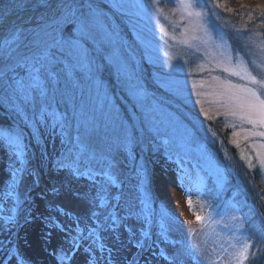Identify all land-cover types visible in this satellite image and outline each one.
<instances>
[{
    "label": "snow or ice",
    "instance_id": "1",
    "mask_svg": "<svg viewBox=\"0 0 264 264\" xmlns=\"http://www.w3.org/2000/svg\"><path fill=\"white\" fill-rule=\"evenodd\" d=\"M160 4L161 0H150L149 3L142 0H113L112 8L128 17L129 24L135 28L145 16L158 22L159 14L163 12ZM39 6L51 7L47 2ZM222 7L219 0H178L173 15L177 12L181 14L179 24L184 25L180 32V36L184 37L182 43L205 61L197 66L198 70L207 71L211 76L207 82L210 91H197L196 95L210 96L209 103L215 106V111L205 108L204 100L197 99L200 112L208 121L219 116L231 119L233 122L227 125L233 129L230 142L239 148L242 134L245 142L253 137L264 140V62L258 64L253 59L257 52L253 50L251 37L248 43L240 47L229 44L226 22H215L222 19L216 12V8ZM179 24L176 26L179 27ZM260 26L264 27V19ZM163 31L167 37V30ZM232 31L236 35L231 38L236 40L240 39L241 31L252 32L251 29L242 30L234 26ZM138 38L141 39L144 55L151 59L152 40L142 34H138ZM259 52L264 53V46L259 48ZM187 63L184 61V64ZM136 68L117 27L92 0H80L79 3L77 0H63L54 14L32 21L31 27L12 29L0 38V107L19 121L6 129L0 128V147L8 154L7 167L12 178L5 195L13 198L12 214L4 215L0 230H6L11 237L18 227L15 210L22 203H28V197L24 201L20 199L18 181L22 175L30 174L27 165L31 161L33 142L41 147L42 132L48 130L61 137L68 136L74 123L76 135L74 138L68 137L72 147L62 158L55 160L53 166L69 172L75 178L83 177L91 182L93 194L89 197V203L93 210L88 217L90 225L79 217L67 228L59 225L65 232L67 246L53 250L58 264H66L73 259L81 247L80 241L87 238H94L86 249L94 264H114L115 250L100 242L99 233L102 231L112 233L119 240L118 231L121 227L125 228L129 233V242H134L141 254H148L143 264H148L149 256L156 255L153 251L155 241L150 240L153 226H158L156 235L162 243L168 242L169 233L173 231L187 233L184 222L177 223L178 217L176 220L170 219L163 209L158 215L155 213L152 197L143 185L146 169L143 163H137L134 149H187L196 142L198 129L193 124L191 130L180 132L178 139L175 132L172 135L162 133L163 126L175 129V125L170 119L162 120L157 115L159 109L149 101ZM177 69L183 70V66L177 64ZM106 71L115 76L126 93L131 105V112L126 116H121L113 102L104 79ZM214 72L218 74L211 75ZM179 83L171 82L172 86ZM204 83H193V88H203ZM61 105L64 106L63 110ZM100 127L111 133L103 149L94 148L90 143L91 136ZM209 132L212 142L216 143V133L211 129ZM162 136L166 138L161 143ZM149 137L151 139L146 145L145 140ZM251 148L255 150L260 167L264 168V143L258 146L252 143ZM197 150L219 184L223 171L215 156L207 152L203 145ZM122 154H126L133 171L141 177L138 186L142 189L140 206H129L124 214H121L120 198L112 195L111 191L113 188L119 190L115 173L121 171ZM244 158L251 169L252 157ZM199 183H203V180H199ZM185 194L189 195L188 206L191 207V193ZM207 194L211 195L210 192ZM59 211L63 213L62 209ZM134 211L138 220L142 217V235L139 239L127 227ZM237 211L232 207L218 212L220 219H215L211 212L208 217L194 213L197 223L205 228L211 227L215 246L210 249L202 247L205 241L193 244L185 235L184 239L174 242L179 244V250L167 257L171 264H179L181 257L193 255L198 258L199 264H245L250 256L255 264L257 254H264V229L254 232L255 245L250 243L253 237L247 236V233L251 227H246L245 217L238 215ZM57 226L49 218V227ZM7 244V253L15 254L12 240L8 239ZM97 244L98 248L93 247ZM3 247L0 245V248ZM132 264H140L139 258L134 259Z\"/></svg>",
    "mask_w": 264,
    "mask_h": 264
},
{
    "label": "rangeland",
    "instance_id": "2",
    "mask_svg": "<svg viewBox=\"0 0 264 264\" xmlns=\"http://www.w3.org/2000/svg\"><path fill=\"white\" fill-rule=\"evenodd\" d=\"M36 1L10 0L8 10L27 7ZM79 2L80 0H77V3ZM92 2L99 6L117 27L132 63L137 66L136 70L141 76V83L148 93L149 101L159 109L157 115L162 120L170 119L175 125V129L165 125L161 128V132H167L169 135L175 132L178 139L180 132L184 129L191 130L193 124L198 129L196 142L187 149L177 151L166 150L165 147H148L143 151L140 148L134 149L137 163H143L146 169L142 178L143 185L152 197L155 213L158 215L163 209L170 219L176 220L178 217L177 223L183 221L187 230L186 234L181 230L169 233L168 242L162 243L156 235L159 231L158 226H153L150 230V240L155 241L153 251L156 255L148 257V264H171L167 257L175 255L179 250V244L174 242L184 239L185 235L193 244L205 241L202 247L210 249L215 246L211 227L205 228L197 223L194 213L208 217L211 212L215 219H220L218 212L234 207L238 210V215L247 216L246 227H251L252 231H249L247 236H252L250 243L255 244L256 236H253V233L264 229V168L260 167L251 144L255 143L258 146L264 143V140L253 137L245 142L242 134L240 147L237 148L230 142L233 129L227 125L233 122L231 119L219 116L213 121H208L203 117L200 112L201 106L196 103L197 99L204 100V107L209 108L210 111L214 112L215 106L209 103L210 96L197 97L196 92L210 91L207 82L211 80V76L207 71L198 70L197 66L205 61L194 55L192 50L182 43L184 37L180 36V32L183 31L184 25L179 24L181 14L177 12L173 15L178 0H161L160 7L163 12L159 14V21L149 20L145 16L135 28L129 24L128 17L112 8L113 0H92ZM142 2L149 3L150 0H142ZM219 3L223 7L216 8V12L222 19L215 22L217 24L226 22L228 26L226 31L230 37L229 44L240 47L243 43H248L251 37L254 41L253 50L257 52L253 59L258 64L264 62V53L259 52V48L264 46V27L260 26L261 20L264 19V0H219ZM5 5L6 3L2 4ZM43 15L37 14L34 20H39ZM177 24L179 27L176 26ZM233 26L242 30L251 29L252 32L250 34L241 31L239 40L232 39L231 37L236 35L232 31ZM162 29L167 30V37L164 36ZM138 34L152 40L151 59L144 55ZM173 36L174 40L171 39ZM184 61L188 63L184 64ZM177 64L182 65L183 70H178ZM217 74L214 72L211 75ZM104 79L121 116H126L131 112V105L125 91L111 73L106 71ZM172 81L180 83L178 86H172ZM202 82H205L203 88H193V83L200 85ZM60 108L63 110L64 106L61 105ZM3 114L11 119L10 113L3 111ZM15 124L16 122L13 123ZM209 129L216 133V143L212 142ZM75 135L73 123L68 136L61 137L48 130L42 132L41 147H37L33 142L31 161L27 165L30 174L22 175L18 181L20 199L24 201L28 197V203H22L16 208L18 227L11 237L6 230H0V245L5 246L0 248V264H58L52 254L53 250L67 246L65 232L59 225L67 228L73 225L77 217L91 224L88 220L93 210L89 203V197L93 194L91 182L83 177L75 178L69 172L57 170L53 166L54 161L62 158L72 147L68 137L74 138ZM108 135L111 133L107 129L98 128L91 136V145L103 149ZM164 138L166 137H161V143ZM150 139L151 137L145 140L146 145ZM200 145L215 156L223 171V178L219 184L216 175L209 171L206 161L200 157V152L197 150ZM249 155L252 157L251 169L248 168V162L244 158ZM120 160L121 171L115 173L119 190L113 188L111 191L112 195L120 198V210L121 214H124L129 206H140L142 189L138 186L141 177L133 171V165L127 161L126 154H122ZM8 163V154L3 147H0V221L5 214H12L13 208V198L5 195L7 186L12 183ZM201 179L203 183H199ZM189 182L192 183L191 189L187 188ZM249 187L255 196L249 193ZM170 192H173L174 197L169 196ZM186 192L191 193V207L188 206L189 195H186ZM209 192L211 195L207 194ZM241 208L246 209V215L241 212ZM59 209H62L63 213ZM25 216L28 217L27 221ZM49 218H52L58 226L49 227ZM140 220L142 217L138 220L134 211L127 222V227L136 233L137 239L142 235ZM99 235L100 242L115 250L114 264H132L136 258H139L140 264H143L144 257L148 255L141 254L134 246V242H129V233L123 227L118 231L119 240L110 232L102 231ZM8 239L13 242L15 254L7 253ZM93 239L81 240L80 249L66 264H94L86 250ZM93 247L98 248V244ZM37 249L40 250L39 255L36 253ZM179 264H199V261L195 255L183 256ZM245 264H253L251 256ZM255 264H264V254H257Z\"/></svg>",
    "mask_w": 264,
    "mask_h": 264
},
{
    "label": "bare ground",
    "instance_id": "3",
    "mask_svg": "<svg viewBox=\"0 0 264 264\" xmlns=\"http://www.w3.org/2000/svg\"><path fill=\"white\" fill-rule=\"evenodd\" d=\"M47 3L49 5H51V8H53L56 5V0H50ZM35 5H36V3L31 4V6H29L30 10L25 9L22 12H21V10L13 11V13L8 18L2 19L0 24L5 23L6 26H10V25H12V26H18V25L29 26V24H31V22H32L29 19H32L34 21V17L38 11H42V12L46 13L50 9V7L43 8L40 6H38L36 8ZM34 6L36 9L34 8ZM51 12H53V11H50V13ZM12 26L7 28V30L11 29ZM191 184H192L191 182L188 183V186H187L188 189L192 188ZM169 196L174 197L173 192H170ZM37 242L38 241H36V245H38ZM36 253H37V255H39L40 250L37 249Z\"/></svg>",
    "mask_w": 264,
    "mask_h": 264
},
{
    "label": "trees",
    "instance_id": "4",
    "mask_svg": "<svg viewBox=\"0 0 264 264\" xmlns=\"http://www.w3.org/2000/svg\"><path fill=\"white\" fill-rule=\"evenodd\" d=\"M3 111H5V109L3 107H0V127H2V128H8L9 126H14L13 125L14 121L17 122V123L19 122V121H17L14 118V116L10 112H8V113L11 114V119L7 115L3 114ZM5 112H7V111H5ZM248 190H249V193H251L252 195L255 196L254 192L252 191V189H250V187H249ZM241 212L246 215V212L247 211H246L245 208H241ZM245 217H247V216H245ZM247 221H248V225H249V220L247 219Z\"/></svg>",
    "mask_w": 264,
    "mask_h": 264
},
{
    "label": "water",
    "instance_id": "5",
    "mask_svg": "<svg viewBox=\"0 0 264 264\" xmlns=\"http://www.w3.org/2000/svg\"><path fill=\"white\" fill-rule=\"evenodd\" d=\"M50 1V0H49ZM35 8V7H34ZM37 8V7H36ZM35 8V9H36ZM25 9H27V10H30V7H28V8H24V9H21V12L23 11V10H25ZM1 19H3V18H0V22H1Z\"/></svg>",
    "mask_w": 264,
    "mask_h": 264
}]
</instances>
